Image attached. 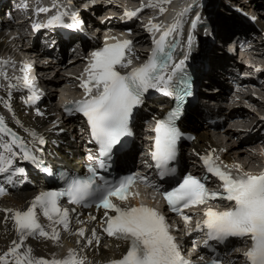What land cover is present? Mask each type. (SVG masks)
<instances>
[{
	"label": "snow or ice",
	"instance_id": "1",
	"mask_svg": "<svg viewBox=\"0 0 264 264\" xmlns=\"http://www.w3.org/2000/svg\"><path fill=\"white\" fill-rule=\"evenodd\" d=\"M162 2L167 3L170 0ZM160 10L164 11L163 8ZM39 11L45 12L49 9L40 8ZM65 14L53 16L49 19L48 25L62 23ZM126 15L131 17L136 13L127 12ZM71 19L75 22V14H72ZM177 26L171 25L162 33L159 40L154 41L156 47L146 63L140 67L130 68L129 71L120 70L129 69L132 64V59L126 55L130 52L132 43L129 40L105 44L102 49L92 53L86 70L88 78L81 83L85 97L73 103L75 110L86 117L91 136L99 145L98 156L90 154L88 157L89 160L97 162L98 168L89 166L88 172L91 175L86 178H71L67 182V187L61 191L40 192L26 208L0 209V212L6 214L3 220L12 222L17 235L16 239L11 240V246L0 252V264H85L86 258L80 256L76 249H69L63 257L54 255L48 259L35 256L32 247L26 245L29 238L58 241L60 233L57 225L62 226L64 230L69 228L70 210L61 205L63 197H67L68 202L73 205L85 204L90 198H95V207L103 209L100 221L103 232L109 237L124 241L127 245L121 257L109 261V264H190L183 258L163 214L142 203L122 206L129 195L133 197L138 195L130 192L134 178L129 176L116 183H109L98 172V169L107 168L106 159L121 143V139L130 135L129 123L133 110L142 103L144 94L150 89H155L166 95H173L171 90L173 76L183 68L185 60L173 63L171 72H168L172 56L170 52L165 51V41ZM36 27L39 28L40 25ZM159 27L151 25V28L157 31ZM192 27L193 29L196 27L195 20ZM192 39L193 37L189 35V44ZM5 78L7 79L6 75ZM17 79L24 87L31 88L27 77ZM94 90L96 94H93ZM184 95H190V92L177 95V106L168 111L164 118L158 119L154 128L151 158L161 177L175 173V168L170 167V164L176 159L177 141L181 137L176 120L181 113L179 101L183 100ZM35 99V94L28 97L30 102ZM4 136L9 139H0V148L9 155L5 157L0 154V172L7 171L5 165L11 166L16 156L38 163V157L34 154L35 144L30 149L23 139L8 128L3 117H0V137ZM38 142L44 143L42 138ZM202 159L208 172L222 182L223 193H209L205 183L200 179L186 175L176 186L163 191L161 195L170 210L181 214L185 222H189L191 218L183 214V209L206 204L210 199L216 198L233 202V207L225 211H217L210 207L205 210L202 224L208 230L207 235L210 239L216 240L247 237L251 241V246L243 252L246 264H264V173L256 175L242 172L238 165L233 166L236 169L233 172L228 166L217 163L218 158L208 155ZM15 171L22 172L23 169L17 168ZM113 197L122 203H115ZM41 216L49 222L47 225L41 222ZM89 220L95 221L97 217L91 215ZM200 226L198 223L197 228ZM91 232L92 238L86 236L84 228H80L77 234L91 245L93 239H96V229L93 228ZM211 264H216V261H212Z\"/></svg>",
	"mask_w": 264,
	"mask_h": 264
},
{
	"label": "bare ground",
	"instance_id": "2",
	"mask_svg": "<svg viewBox=\"0 0 264 264\" xmlns=\"http://www.w3.org/2000/svg\"><path fill=\"white\" fill-rule=\"evenodd\" d=\"M1 1L2 0H0V2ZM30 1L32 4L33 0H30ZM71 1L75 2V0H71ZM129 1L131 3H136V1H138V0H129ZM257 1H259V0H256V3H257ZM67 2L68 1H65V0H42L40 3L43 4L46 9H49V13H50V11L55 9L56 5H60V4L66 5ZM247 3L251 4L254 2H253V0H250ZM33 4L38 5L39 2H36ZM109 4L111 5L110 9L115 11L116 10L115 9L116 3L112 2V0H110ZM74 5L79 6V3H76ZM225 5L226 4H224L222 6L223 10H218V12H217L216 24L219 26L220 30L230 32L231 29L228 25V21L229 20L232 21V26H237L240 24L238 19L239 18L242 19L243 15L240 13H236V11H234V10L233 11L228 10ZM83 7H85V6H83ZM260 7H262V4H260V3L257 4L256 8L260 9ZM179 8H180V5L175 6V11L173 12V14L169 13V14H167V17L171 16V18L173 19ZM75 10L77 11L76 8H75ZM108 11L109 10L105 11V13L106 12L108 13ZM78 13H79V11L76 12V20H75L76 23H78L79 18H80ZM105 13H103V14L105 15ZM108 16H110V15H108ZM262 19H264V15H263ZM107 20L108 21L112 20V17H108ZM172 22L175 23V19L172 20ZM3 24H4V18L2 17V13H0V52L6 51L9 49V45H7V43H6L7 41H6V37L4 36V32L1 31ZM151 25H157V24H156V22H154V24L147 23V26H146L147 30L149 32H151V34H154V37H155V35H157L158 32L155 28H151ZM158 25L160 27H164L163 24H161V23ZM189 25L191 28L192 22H189ZM240 25L242 26L243 24H240ZM98 26L100 29L104 28L101 25H98ZM116 31L117 32H115V33H118V30H116ZM108 32L109 31H107L106 34H108ZM242 33H243V31H240L239 34L241 35ZM176 35H177V33L170 34L167 38H172V40H174L176 38ZM116 36H117V34L109 35L106 38V41L112 42L114 40L111 38L112 37L116 38ZM118 36L121 37V35H118ZM26 38L27 37H25L23 39V42L26 41ZM122 38L124 40H129L131 37L129 35H127L126 33H123ZM141 39H142L141 44L143 45L145 43L146 38L143 36V37H141ZM51 40H52V43H54V41H55L56 45L61 48L59 40L57 39V37H53V38H51ZM184 43H186V41H182V45ZM186 45L191 48V44H189V42H187ZM221 45H222V42H221V40H219L217 45L215 46V48H213L211 51L208 52V55L212 56L213 59L215 57L221 58V60L224 61V62H222V64H224V63H227L228 57L223 52H222L223 55H221ZM76 48H77V46H76ZM17 49L18 48H17V44H16L15 48H14L15 52L17 51ZM52 50H53V48H52ZM204 51H205V49H202V52H204ZM225 51H229L228 48H225ZM263 52H264V48H263ZM244 54H246V53H244ZM252 54H254V51H252ZM79 55L81 56V58H83L85 54L83 52H79ZM79 55L75 56L76 57L75 58L76 64L80 63ZM250 55H251V53H250ZM254 56L264 60V54L263 55L254 54ZM172 59H174V57H172ZM84 61H85V69L83 70V69L77 68L78 73L75 74V76L77 78H80L81 81L85 80L86 77L88 76V72L86 70L89 67L91 57L85 58ZM251 61H253V60H251ZM254 62H256V61H254ZM218 63H220V61H217V64ZM211 64H212V62H211ZM215 67H216V65H215ZM238 68H241V67L239 65L235 64V68H232L230 70V72L226 71V74H224L225 76H223V78H222L221 75H213L214 73H218V70H219V69H217V71H216L214 69V63H213L212 64V72L210 75L211 80H213L214 83H216L219 87V86L223 85L222 80L223 79L226 80L227 77L230 75L233 77H240L237 73ZM62 82H63V79H62ZM222 92L224 95H221L222 97L220 96L221 98L219 97L220 99H218V100L215 99V100L211 101V100H209L208 96H206V95H203V97H202V100L205 102H208L210 105H216L215 107L218 106L217 112L215 111L214 108H211L210 105L206 106L207 110H205V111L203 109H201L200 107H197L194 111L189 112V114L187 116V120H185L184 123L186 124V122H187L189 124H193V122L196 121L197 116H200L202 118L205 116H208V115L218 116V117L223 116L224 108L222 105V101L226 97V93L224 90ZM16 94L22 97L23 91L20 88H17ZM63 94H67V95H70L73 97V96L85 95V92L84 91L79 92L78 90L71 91L70 89H66L63 92ZM154 104H156V102H154ZM9 108L11 109L13 115L16 117L20 126L22 127L21 132L25 138L30 139L31 137H29V135H28V130H34L35 132L38 133V135L40 137H42L45 140V143L47 144L46 145V149H47L46 151L49 154V157H50L49 163L51 166L55 165L56 163L67 164V163L71 162L70 160H68L66 158V155H65V147L62 143L66 144L67 141L65 140V136L62 133H60V127L62 125L60 123H58L59 122L58 120H53L52 121L53 123L51 125H47L44 121L36 119L32 115V113H30V114L26 113L23 103L19 102L17 100V98L10 101ZM50 113L51 112L48 111V114H50ZM5 120L11 128L16 129L15 125L10 121V119L5 118ZM199 129L200 130H196L197 138H198L197 144L196 145L193 144L192 146H195L198 148L201 147L202 145H201L200 139H202L203 142L207 141V142H211V143H217V142H214L213 138L211 137V136L214 137L217 135L216 131H214V134H216V135H214V134L210 133L209 127L207 129H205L203 126H199ZM222 134L225 135V138H229V136H232V137L237 136V135H234V133H232L230 129L223 132ZM230 141L231 140L229 139V142ZM224 143L225 142L222 141L221 145L226 146V147L230 146V144L228 146V141L225 144ZM237 144H240V142L237 141L236 144H233L232 146H230L231 151L229 152L227 157L231 156L233 150L237 151V147H235V146H237ZM56 145H60V147H57ZM247 152H251V150H249V151L239 150V151H237V157L239 159H241L240 157H243V155L247 154ZM247 155H249V154H247ZM64 160H65V162H64ZM22 191H24V189H22ZM145 194L149 195V194H151V192L150 191L145 192ZM31 195L32 194H29V193L22 194V195H15L13 198V201L24 202L29 197H31ZM8 199H9L8 197H4V200H8ZM10 201H12V199ZM4 216H5V214L3 212H0V221H4L3 220ZM76 219H77V217H71L70 218L69 228L67 230H64L62 226L57 225V230L60 233V239L58 241L48 240V239H44V238H39V239L29 238L26 241V245L32 247L34 255L38 256V257H45L48 259L53 258L54 255L56 257H63L67 254L69 249H76L79 252L80 256L86 258L85 264H102L104 261H106L108 259V255H109L110 251L105 249L103 246H97V244L95 242H93L91 245H89L86 243L85 239L78 238L76 235L77 225L75 226ZM95 228H96V226H95ZM16 238H17V235L15 232H11V229L9 227H4L2 224H0V252H3L8 247H10L11 246V239H16ZM88 238H91V237H88ZM78 241H79V243H78Z\"/></svg>",
	"mask_w": 264,
	"mask_h": 264
},
{
	"label": "rangeland",
	"instance_id": "3",
	"mask_svg": "<svg viewBox=\"0 0 264 264\" xmlns=\"http://www.w3.org/2000/svg\"><path fill=\"white\" fill-rule=\"evenodd\" d=\"M109 1L110 0H100V3H102V5L103 6H101V9L99 10V12H98V14L99 15H102V16H104V14L103 13H105V11H107V9L109 10L110 8H111V5L109 4ZM119 1H121V0H119ZM224 1V3H223V5L224 4H226V7H227V4L228 5H231V6H233V7H237V6H241L240 5V3H239V1H241V2H243L244 3V7L245 8H248L249 10L250 9H253L257 14H258V16H260V18H261V20H262V18H263V15H264V0H259V1H257V3H256V0H253V2L254 3H251V4H249V3H247L248 1H250V0H223ZM230 1V2H229ZM112 2H118V0H112ZM262 4V7H260V9H258V8H256L257 7V4ZM255 4V5H254ZM222 5V6H223ZM252 8H251V7ZM261 6V5H260ZM109 7V8H108ZM225 7V6H224ZM104 9V10H103ZM223 9V8H222ZM228 9V8H227ZM229 10V9H228ZM250 12H251V10H250ZM105 14H107V12L105 13ZM240 14H242V13H240ZM243 15V14H242ZM253 15V14H252ZM108 17H111V16H108ZM107 17V18H108ZM99 21H101V19H98V22ZM228 25H229V27H230V29H232V30H235L236 31V29H239L240 31H243V32H245V33H247V32H250L251 31V29H250V27H248V26H241V25H237V26H232V21H228ZM231 30V31H232ZM220 36H226V32L225 31H223V30H221L220 31ZM144 48H145V46H143ZM225 48H228V44H224V46H222V48H221V55H223V53L224 54H226V53H228V52H230V50L229 51H225ZM259 48L261 49L262 47L261 46H259ZM223 52V53H222ZM226 52V53H225ZM231 53V52H230ZM246 54H244V53H239V55L240 56H244V57H246L247 59H250V60H259L260 58H258V57H255V56H252V59L250 58L251 57V55H253L252 54V51L251 52H245ZM247 53H249V54H247ZM250 53H251V55H250ZM249 58H248V57ZM228 57V56H227ZM257 58V59H256ZM228 60V59H227ZM217 61H220V63H218L217 64ZM230 61V60H229ZM222 62H224V61H222L221 60V58H217V57H215L214 59L212 58V63H214V69L217 71V69H219L218 70V73H212L213 75H221V77L223 78V76H225L223 73H226L225 72V68H229L230 66H226V63H224V64H222ZM259 62H263V60H259ZM221 64V65H220ZM237 65H239L238 63H236ZM215 65H216V67H215ZM240 66V65H239ZM241 67V66H240ZM212 72V71H211ZM205 80V79H204ZM206 82L207 81H205V83L204 84H206ZM209 83H211V82H209ZM207 88L206 89H210V92L211 93H217L216 91H211L212 90V88H217V86H215V85H211V84H209V85H207L206 86ZM203 91V90H202ZM204 92V91H203ZM210 92L208 93V98L211 100V101H213V100H218V99H220L222 96L221 95H224L223 93H221V97L218 95V96H215V97H211V96H209V94H210ZM220 97V98H219ZM212 108V107H211ZM213 108H214V105H213ZM198 117V116H197ZM202 117H198V119H201ZM197 119V118H196ZM199 122V124H201V125H196V126H198V129L197 130H200L199 129V126H203L205 129H207V127H206V125L205 124H203L202 123V119L200 120V121H196L195 123H198ZM193 124H194V122H193ZM193 126V125H192ZM227 130H229V129H227ZM210 131H213V130H210ZM223 131H226V130H220V129H218L216 132H219V133H217V135L216 134H214V132L213 133H211V134H214V135H216L215 137H213V139L214 140H218L219 141V144L221 145V143H222V140H224V139H222V138H224L225 137V135L224 134H222L221 132H223ZM232 133H234V135H237V136H240V135H242L241 133H237V132H232ZM234 137V136H233ZM231 138V137H230ZM230 143V146H232L233 144H235L236 142H235V139H233L232 138V140L229 142ZM228 146H229V144H228ZM229 146V147H230ZM238 149H240V148H238ZM237 151H239V150H237ZM237 151H235V150H233L232 151V154L231 155H233V154H237ZM235 152V153H234ZM245 157V156H244ZM252 158V156L249 154V155H247V157H245V158H243L244 160H246V161H250V159ZM252 163L253 164H256V162L255 161H252Z\"/></svg>",
	"mask_w": 264,
	"mask_h": 264
},
{
	"label": "trees",
	"instance_id": "4",
	"mask_svg": "<svg viewBox=\"0 0 264 264\" xmlns=\"http://www.w3.org/2000/svg\"><path fill=\"white\" fill-rule=\"evenodd\" d=\"M100 9H101V4H96L94 10L95 11H99ZM226 55H229V54L226 53ZM211 97H214V96H211ZM240 112H242V109L241 108H236L235 110L231 111L230 115H233V114H236V113H240Z\"/></svg>",
	"mask_w": 264,
	"mask_h": 264
}]
</instances>
